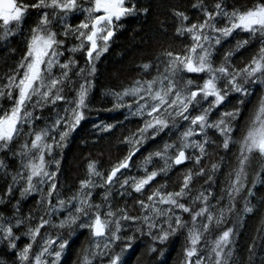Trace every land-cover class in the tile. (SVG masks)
Listing matches in <instances>:
<instances>
[{
    "label": "snow or ice",
    "instance_id": "snow-or-ice-1",
    "mask_svg": "<svg viewBox=\"0 0 264 264\" xmlns=\"http://www.w3.org/2000/svg\"><path fill=\"white\" fill-rule=\"evenodd\" d=\"M193 7L201 11L195 23L185 11L173 12L178 22L173 39L184 37L190 41L183 50L174 52L170 45L157 56L158 63L139 66L145 75L155 67L157 74L152 79L134 80L130 87L111 93L115 103L107 111L125 108L128 115L142 121L121 141L128 148L127 155L106 173L90 161L78 189L62 199L58 173L63 150L93 110L90 94L97 62L110 50L118 22L136 15L138 7L135 3L128 6L126 0H87L86 6L80 0H0V21L4 25L0 39L13 35L10 25H20L30 9L38 17L21 58L5 75L6 82H0V101L9 102L8 107L0 104V152H11L19 160L0 202L7 196L10 203L17 189L20 196L13 205V216L0 215V243L7 241L8 248L16 251L18 264H63L73 240L85 230L87 244L80 249L77 264H126L125 253L131 254L144 237L150 240L144 254L153 258L159 253L162 257L161 246L179 236L185 243L178 264H234L231 245L240 228L246 226V218L258 212L250 198L255 197L256 185L264 184V94L257 97L249 111L241 138L235 139L255 89H264V0L246 10L234 8L231 12L224 0H216L211 7L198 0ZM76 13L83 19L73 24L69 18ZM237 32L259 38L258 50L239 67L233 57L251 39L237 41L217 64L223 43ZM77 54L83 57V66ZM233 95L237 100L229 108ZM184 124L187 126L177 138L178 143L165 141L138 166L143 175L131 174L134 158L144 145ZM93 127L99 133L111 134L117 125L101 122ZM21 137L24 142L13 151ZM236 144L238 154L232 152ZM58 152L61 158H57ZM211 156L219 159L205 167V159ZM156 160L163 161V166L149 170ZM188 163L192 166L186 167L182 181L171 185L173 190L169 191V173ZM7 167L0 160L5 175ZM223 167L229 171L223 173L224 186L217 194L214 188ZM161 177L164 183H158ZM200 179L207 187L201 186L193 195L192 185ZM154 183L158 186L152 188ZM97 188L104 189L100 203L93 202ZM114 192L125 201L135 200L132 207L139 209V215H131L127 203L114 210ZM34 194L39 195L36 205L40 213L35 226L32 212L24 217L20 208V201ZM259 203L264 205V199ZM185 214L190 220L184 218ZM229 216L232 227L208 239ZM56 217L62 218L53 224ZM25 221L28 227L23 235L30 242L17 250L20 237L15 230ZM49 226L66 230L68 236L58 232L54 239L45 231ZM256 233L248 248L250 259L256 240L264 242V216ZM37 245L39 251H34ZM156 264L165 261L156 260Z\"/></svg>",
    "mask_w": 264,
    "mask_h": 264
},
{
    "label": "trees",
    "instance_id": "trees-1",
    "mask_svg": "<svg viewBox=\"0 0 264 264\" xmlns=\"http://www.w3.org/2000/svg\"><path fill=\"white\" fill-rule=\"evenodd\" d=\"M33 0H18V3H31ZM216 0H199V3L205 6H214ZM258 0H224V5L227 11L231 12L234 8L240 10H246L252 7ZM128 6L135 3L138 7V13L124 18L121 22H118L116 26V36L111 42L110 50L105 53L101 59L97 62V73L94 79V87L90 94L91 104L93 110L87 114V119L82 122L79 129L73 134L67 147L63 150L62 154V169L58 173V186L61 192V198L67 199L75 193L79 187L81 179L86 177L87 165L90 161L97 163V169L102 172H107L119 162L125 155H127L128 148L123 145L124 137L132 132H135L137 127L142 123L137 117L128 115L127 109H114L107 111V109H113L115 103L112 92L122 91L125 87H130L134 80L152 79L155 76L156 69H151L150 75H145L140 69V65L144 63H158L157 56L165 50L169 49L174 52H181L186 43L184 37L173 39L176 36V27L178 22L176 21L173 12L176 10L185 11L189 16L191 22H197V19L201 17V11L199 8H194L193 5L198 3V0H126ZM147 8L148 11L144 12L143 9ZM38 17L34 10H29L25 15L24 20L20 25L12 24L11 29L14 33L10 35L6 40L0 39V82H6L5 75L10 74L14 69L16 63L21 58L22 52L26 47V40L30 36V29L37 23ZM71 23L76 24L79 22V18L72 17ZM222 26V25H221ZM4 28L0 24V35L3 34ZM251 39L247 34L243 32H237L227 41L223 43L220 48V52L216 57V63L219 64L223 59L225 52L234 49L237 41ZM259 38L251 39V43L242 49L233 57V62L243 67L249 62L252 55L258 50ZM78 63L83 66L84 59L77 54ZM163 68L161 67V71ZM202 81H197L201 83ZM264 94V89H255V94L250 98L251 103L248 104L247 109L244 112V116L241 118L240 126L241 131H237L235 139L239 140L243 134L245 128V120L248 117L249 111L252 109L253 104L256 103L258 96ZM128 98H126L127 102ZM237 97L232 96L228 107L235 103ZM4 107H8L9 102L5 100L0 101ZM195 114V113H194ZM127 115V119L125 116ZM101 122L116 124L117 127L111 134H102L96 130L93 125L100 124ZM43 126V122H40ZM187 125L173 129L171 133L165 135L161 134L155 141H149L144 145L141 151L136 155L133 161V167L131 169L132 175H143L142 169L138 166L143 161L144 157L148 155L150 151H155L158 147L162 148L163 143L167 141L172 143L176 141L178 143V137L180 133L185 130ZM102 137V138H101ZM24 142V138L21 137L17 140L16 145L13 146V151L17 150L19 145ZM191 152L192 150H188ZM232 152L239 153V145L236 144L232 148ZM220 155H223V151L220 150ZM231 155V154H229ZM57 158H61V154L57 153ZM219 156H211L205 159L204 166L210 167L211 163L216 162ZM0 160H3L7 165L6 171L0 174V195L6 192L9 183H11V174L16 171L19 166V160L12 156L11 152L7 154H0ZM232 162H235V157H232ZM163 166V161L156 160L153 164L149 165V170L159 168ZM192 164L188 163L186 166H180L172 170L169 173L170 180L168 181L170 187L169 191L173 190L171 185L178 184L182 181V174L186 170V167H191ZM52 170H55V166H52ZM229 171L227 167L222 168V174L217 176V185L214 190L219 194L221 187H223L224 175ZM123 179V177L121 178ZM165 178H158V183H164ZM7 185V186H6ZM158 184H153L152 188L157 187ZM201 186L207 187L204 184V180L200 179L198 182L193 183L192 194H197V190ZM251 186V185H247ZM119 188V185L116 186ZM152 189H149V192ZM104 189L97 188L94 193V203L101 202V194ZM255 191V197L250 198L254 205H257L258 212L254 215L247 217L246 226L240 228L235 236V243L231 245L234 251L233 261L234 264H264V242L259 239L256 240L255 252L249 258L248 248L252 244L253 238L256 237V229L259 227L260 219L264 216V205L259 202L264 199V184H257ZM134 196L136 194H133ZM246 195V193H244ZM8 197L4 196V202H0V215L4 217L13 216V205L20 199L19 190L17 189L15 197L8 202ZM39 199L38 194L20 201V208L22 215L27 217L31 211L34 220L33 226L39 223L40 213L37 212L36 201ZM146 200V195L144 196ZM125 203L128 204V211L131 215H139V209L132 207L135 204V200L128 199L125 201L121 199L118 192H114V210L122 207ZM216 203L215 200L212 201ZM243 207V204L240 205ZM62 217H56L53 219V224L58 223ZM186 220H190V217L185 214ZM14 224L15 221L13 220ZM28 222L19 229L15 230V235L20 239L17 241L18 249H22L26 243H29L27 236L23 235L27 231ZM227 227H232V217L229 216L225 224H222L219 229H215L208 239H214L220 230ZM55 239L58 232L61 230L53 228L51 226L45 229ZM64 237L68 236L66 230L61 232ZM139 235V234H137ZM88 233L85 230L83 233L78 234L73 240L70 249L63 257V264H77L78 255L80 249L87 244ZM150 240L147 237L141 238L137 243L135 250L129 254L125 253L123 259L126 264H156V260L165 261V264H178L179 254L184 246L185 239L183 236L172 238V240L164 246H161L164 250V256H160L159 253L155 257L150 258L146 256L145 249ZM39 246H35L34 250ZM116 248V251H119ZM0 264H18L16 251L8 248V242L3 241L0 243ZM106 264V262H105Z\"/></svg>",
    "mask_w": 264,
    "mask_h": 264
},
{
    "label": "rangeland",
    "instance_id": "rangeland-1",
    "mask_svg": "<svg viewBox=\"0 0 264 264\" xmlns=\"http://www.w3.org/2000/svg\"><path fill=\"white\" fill-rule=\"evenodd\" d=\"M80 2H81L83 5H85V6H86V4H87V0H80ZM75 17L79 18V20L83 19V15L80 14V13H76V14H75ZM69 19L71 20L72 17H70ZM0 24H1V26L4 28V25H3V22H2V21H0ZM12 24H15V22H13ZM12 24L10 25V27L12 26ZM6 101H7V100H6ZM2 153H3V152H0V154H2ZM3 172H4V171L0 170V174H2ZM7 173H8V172H7ZM34 251H39V248L36 249V250H34Z\"/></svg>",
    "mask_w": 264,
    "mask_h": 264
},
{
    "label": "bare ground",
    "instance_id": "bare-ground-1",
    "mask_svg": "<svg viewBox=\"0 0 264 264\" xmlns=\"http://www.w3.org/2000/svg\"><path fill=\"white\" fill-rule=\"evenodd\" d=\"M7 185H8V184H7ZM7 185H6V186H7Z\"/></svg>",
    "mask_w": 264,
    "mask_h": 264
}]
</instances>
